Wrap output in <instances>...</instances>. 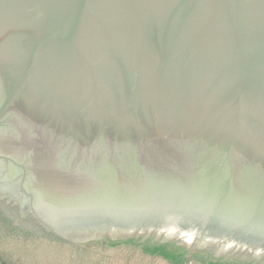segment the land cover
I'll use <instances>...</instances> for the list:
<instances>
[{
  "label": "water",
  "instance_id": "water-1",
  "mask_svg": "<svg viewBox=\"0 0 264 264\" xmlns=\"http://www.w3.org/2000/svg\"><path fill=\"white\" fill-rule=\"evenodd\" d=\"M0 158L43 176L59 220L178 208L264 232V0H0ZM130 229L78 243L212 249Z\"/></svg>",
  "mask_w": 264,
  "mask_h": 264
},
{
  "label": "flooded vegetation",
  "instance_id": "flooded-vegetation-1",
  "mask_svg": "<svg viewBox=\"0 0 264 264\" xmlns=\"http://www.w3.org/2000/svg\"><path fill=\"white\" fill-rule=\"evenodd\" d=\"M19 113L10 112L7 118L12 122L13 118H17L13 116H17ZM28 165H24L25 170L10 159L0 158V202L4 204L6 211L13 214L17 212L24 221L29 219L31 226L72 243L77 244L81 241L97 239L92 236L132 227L131 231H160L165 235L174 234L186 238L195 247L211 244L212 249H207V251L212 252L216 249V252L221 254H214L223 255L225 258L236 256L235 252L240 250L249 254L251 252L257 254L256 257L251 255V257L245 258L254 260L263 257L264 259V232L236 229L230 225L201 224L188 210L184 209L153 211L142 220L143 223L139 224L138 228L130 225L129 220L122 216L117 217V221L109 222L104 211L100 217L91 214V212H80L77 216L72 214L59 220L57 216L63 215V213L60 214L58 208L55 207L56 199L49 198L47 195V183L42 175L33 173L34 169L28 170ZM24 171L27 173L24 174ZM87 236H91V238L84 239Z\"/></svg>",
  "mask_w": 264,
  "mask_h": 264
},
{
  "label": "rangeland",
  "instance_id": "rangeland-1",
  "mask_svg": "<svg viewBox=\"0 0 264 264\" xmlns=\"http://www.w3.org/2000/svg\"><path fill=\"white\" fill-rule=\"evenodd\" d=\"M15 221L21 223L17 218ZM2 224L3 222L0 220V226ZM25 224L30 225V223ZM6 236L9 237L5 231L0 232V245L2 248L7 242L8 238ZM3 237H5V240H3ZM36 239L33 236L29 237L25 241L24 254L18 252L19 256L24 258L26 262L24 264H173L172 260L182 259V257L110 242L73 243L72 247H56L50 241L46 242L37 237ZM90 258L93 261L90 262ZM0 259H3L1 252ZM70 259H72V262L68 263Z\"/></svg>",
  "mask_w": 264,
  "mask_h": 264
},
{
  "label": "crops",
  "instance_id": "crops-1",
  "mask_svg": "<svg viewBox=\"0 0 264 264\" xmlns=\"http://www.w3.org/2000/svg\"><path fill=\"white\" fill-rule=\"evenodd\" d=\"M13 224V223H12ZM9 225V230H7V227H3L2 225L0 226V232L5 231L6 234H8L9 237H7L6 239V244L5 246L2 248L0 245V252L2 253L3 259H0V261L3 264H24L26 263L24 258L20 257L18 252H21V254H24V250H25V241H27L28 237L31 235L33 236L35 239L37 238H41L43 241H50L51 243L54 244V246H58V247H72L73 243L56 237L53 234L50 233H46L45 230H38L37 228L31 226V227H26V228H21L24 229V232H20L21 230L20 227L14 226V224ZM12 225V226H11ZM14 226V229L12 228ZM18 228V229H17ZM41 232V233H39ZM3 240H5V237H3ZM37 241H39L38 239H36ZM11 241V242H10ZM66 249V248H64ZM74 251V250H72ZM24 256V255H23ZM73 259V258H72ZM72 259L68 260V263L72 262ZM91 259V258H90ZM93 261L92 259L90 260V262ZM52 263V262H51ZM67 263V262H66Z\"/></svg>",
  "mask_w": 264,
  "mask_h": 264
},
{
  "label": "trees",
  "instance_id": "trees-1",
  "mask_svg": "<svg viewBox=\"0 0 264 264\" xmlns=\"http://www.w3.org/2000/svg\"><path fill=\"white\" fill-rule=\"evenodd\" d=\"M14 216V217H13ZM18 217H20L19 215H18V213L16 212L15 214H13V213H11V212H8V211H6L5 210V206H4V204H2L1 202H0V220L3 222V227H7V230H9V225L10 224H14V226H17V227H20V229H18V230H21V228L23 227V228H28V227H31V225H29V224H25V223H23V222H21V223H19V222H17V221H15V219L16 218H18ZM18 220V219H17ZM12 224V225H13ZM11 225V226H12ZM14 226L12 227L13 229H14ZM36 228V227H35ZM38 230H40V228H37ZM20 232H24V229H22ZM39 233H41V232H39ZM47 233V232H46ZM29 237H32L31 235L29 236ZM28 237V238H29ZM185 248V247H184ZM186 249V251H183V250H181V252H182V254H181V257H182V259H179V260H172L173 262V264L175 263V264H209V263H211L212 262V259H211V261L209 262V260L210 259H208V258H210V255H211V257H214V258H217V255H215L214 254V251L212 250V252H209L210 253V255L209 254H202V252L201 253H199V251H196L197 253H199V255L200 256H207V257H205L204 259H199V258H197V257H194L195 256V254H197V253H191L190 251H189V249L188 248H185ZM201 251V250H200ZM180 252V253H181ZM193 255V256H192ZM213 255V256H212ZM223 256V255H222ZM224 257V256H223ZM233 257H235V256H233ZM233 257H231V258H233ZM236 257H238V258H240L241 256H237L236 255ZM214 258H213V263L215 262V260H214ZM224 259H226L225 257H224ZM233 259H235L232 263L233 264H240L238 261L239 260H242V259H237V258H233ZM252 260V259H251ZM228 261V260H227ZM255 261V260H254ZM259 262H261V261H259ZM212 264V263H211Z\"/></svg>",
  "mask_w": 264,
  "mask_h": 264
}]
</instances>
